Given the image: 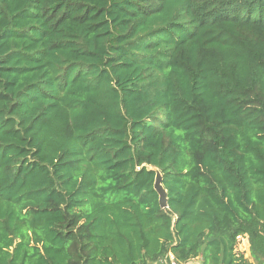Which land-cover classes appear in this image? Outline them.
I'll list each match as a JSON object with an SVG mask.
<instances>
[{
  "label": "trees",
  "instance_id": "obj_1",
  "mask_svg": "<svg viewBox=\"0 0 264 264\" xmlns=\"http://www.w3.org/2000/svg\"><path fill=\"white\" fill-rule=\"evenodd\" d=\"M170 255L264 264V0H0V264Z\"/></svg>",
  "mask_w": 264,
  "mask_h": 264
},
{
  "label": "water",
  "instance_id": "obj_2",
  "mask_svg": "<svg viewBox=\"0 0 264 264\" xmlns=\"http://www.w3.org/2000/svg\"><path fill=\"white\" fill-rule=\"evenodd\" d=\"M156 172L154 189L159 195V203L162 209L168 208V192L163 185V175L158 169H154ZM203 258L201 257L200 260Z\"/></svg>",
  "mask_w": 264,
  "mask_h": 264
},
{
  "label": "crops",
  "instance_id": "obj_3",
  "mask_svg": "<svg viewBox=\"0 0 264 264\" xmlns=\"http://www.w3.org/2000/svg\"><path fill=\"white\" fill-rule=\"evenodd\" d=\"M243 246L244 248H242L243 252H245L246 258H250V247H249V242H248V238L245 237L243 239ZM157 264H171V258L167 257L166 259L162 260L161 262L157 263ZM189 264H201L199 262V260H195L190 262Z\"/></svg>",
  "mask_w": 264,
  "mask_h": 264
},
{
  "label": "rangeland",
  "instance_id": "obj_4",
  "mask_svg": "<svg viewBox=\"0 0 264 264\" xmlns=\"http://www.w3.org/2000/svg\"><path fill=\"white\" fill-rule=\"evenodd\" d=\"M243 239H241L240 244H239V250H241V251H243L242 248H244V246H243Z\"/></svg>",
  "mask_w": 264,
  "mask_h": 264
},
{
  "label": "built area",
  "instance_id": "obj_5",
  "mask_svg": "<svg viewBox=\"0 0 264 264\" xmlns=\"http://www.w3.org/2000/svg\"><path fill=\"white\" fill-rule=\"evenodd\" d=\"M171 258V264H177L175 261H174V258L172 255L169 256Z\"/></svg>",
  "mask_w": 264,
  "mask_h": 264
}]
</instances>
